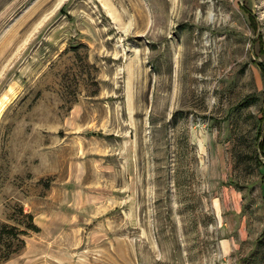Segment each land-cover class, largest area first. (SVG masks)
Wrapping results in <instances>:
<instances>
[{
  "label": "rangeland",
  "instance_id": "374dc122",
  "mask_svg": "<svg viewBox=\"0 0 264 264\" xmlns=\"http://www.w3.org/2000/svg\"><path fill=\"white\" fill-rule=\"evenodd\" d=\"M261 64L264 0H0V264H264Z\"/></svg>",
  "mask_w": 264,
  "mask_h": 264
},
{
  "label": "trees",
  "instance_id": "16d2710c",
  "mask_svg": "<svg viewBox=\"0 0 264 264\" xmlns=\"http://www.w3.org/2000/svg\"><path fill=\"white\" fill-rule=\"evenodd\" d=\"M250 18L252 19V21H254V19L251 17V15H250ZM261 67L263 69L262 71H263V74H264V66L262 64H261ZM27 217H28L29 221H31V222L33 221V216L31 214H28ZM32 225H33V227L38 229V227L36 225H34V224H32ZM0 229H1V231L6 232L7 234H11V235H13L15 237V233H14L15 227L14 226H9L8 224H2V225H0ZM5 257H6V259H9L8 255L5 256Z\"/></svg>",
  "mask_w": 264,
  "mask_h": 264
}]
</instances>
